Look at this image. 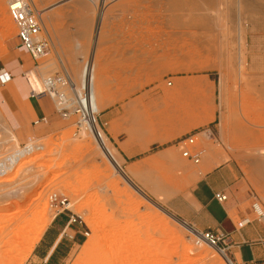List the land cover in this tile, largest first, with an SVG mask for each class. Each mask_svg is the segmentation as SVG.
<instances>
[{
    "label": "rangeland",
    "instance_id": "obj_1",
    "mask_svg": "<svg viewBox=\"0 0 264 264\" xmlns=\"http://www.w3.org/2000/svg\"><path fill=\"white\" fill-rule=\"evenodd\" d=\"M34 1L52 52L28 59L26 80L67 70L114 162L79 114L61 130L28 136L13 128L0 97V160L17 156L0 176V264H35V245L56 217L52 193L84 221L78 240L63 245L68 264H237L223 245L198 243L183 217L204 165L226 161L264 212V0ZM19 43L0 0V60ZM197 110L198 120H184ZM171 119L169 133L153 140ZM191 133L206 150L200 164L177 146ZM32 143L45 146L19 157ZM66 220L63 213L59 224Z\"/></svg>",
    "mask_w": 264,
    "mask_h": 264
},
{
    "label": "crops",
    "instance_id": "obj_2",
    "mask_svg": "<svg viewBox=\"0 0 264 264\" xmlns=\"http://www.w3.org/2000/svg\"><path fill=\"white\" fill-rule=\"evenodd\" d=\"M20 47L23 46L19 43L0 60V76H11L6 83L0 79V97L11 125L28 136L39 130L63 129L68 121L61 117L51 97L33 94L25 76L30 66L28 59L37 61ZM204 171L192 187L188 215L183 218L198 232L227 233L229 250L237 264H264V221L258 220L237 168L226 161L214 167L206 164ZM219 193L226 195L227 200L218 201ZM62 215L56 216L43 231L32 263L48 258L51 264H68L63 245L67 240L75 243L81 230L78 224L68 222L67 214L66 222L59 224Z\"/></svg>",
    "mask_w": 264,
    "mask_h": 264
},
{
    "label": "built area",
    "instance_id": "obj_3",
    "mask_svg": "<svg viewBox=\"0 0 264 264\" xmlns=\"http://www.w3.org/2000/svg\"><path fill=\"white\" fill-rule=\"evenodd\" d=\"M8 6V11L11 19L17 29V37L20 44L27 49L32 58L37 62L47 57L52 52V39L48 34L43 12L38 8L34 0H5ZM0 79L6 83L11 80L9 74L0 76ZM29 80V79H28ZM72 77L67 70L57 73L55 75L45 78L44 91L38 93L33 91L34 95L49 94L57 105V110L63 118H69L73 114L85 116L83 108L77 103V99L70 96L67 88L72 90ZM73 92V90H72ZM75 95V93H74ZM76 96V95H75ZM198 133L189 134L184 139L177 142V146L182 152V156L194 164H200L206 154L203 147H196V138ZM216 198L222 202L227 200L224 194H217ZM50 207L56 212V216L63 213L68 215V222L78 225H83V219L71 211V203L67 197L61 196L57 193H52L49 196ZM257 218L264 221V212L260 209L258 204L253 205ZM246 221V220H244ZM85 235H89L86 232ZM202 236L214 243L217 247L223 245L225 250L230 249L228 244L229 235L225 232H202ZM201 243L200 240L197 241ZM38 264H51L48 258L43 259Z\"/></svg>",
    "mask_w": 264,
    "mask_h": 264
},
{
    "label": "bare ground",
    "instance_id": "obj_4",
    "mask_svg": "<svg viewBox=\"0 0 264 264\" xmlns=\"http://www.w3.org/2000/svg\"><path fill=\"white\" fill-rule=\"evenodd\" d=\"M45 28H46V26H45ZM46 30H47V28H46ZM47 32H48V34H50L49 33V31L47 30ZM54 44V43H53ZM54 46V45H53ZM55 48H58V47H55ZM57 53V57H58V63H59V65L64 69L65 67H66V64H65V60L63 59V57L62 56H64V55H60L59 53H58V51H57V49L55 50ZM57 62V61H56ZM66 69V68H65ZM31 73V72H30ZM29 73V74H30ZM82 79V78H81ZM84 80V79H83ZM29 81L31 82V86H32V89H33V91H36V92H38V93H42L43 91H44V81H45V78H44V80H43V82H40L39 80H38V78L35 76V75H32V77H30L29 78ZM74 81V80H73ZM73 81H72V90H73V92L75 93V95H76V99H77V103L78 104H80L81 105V107L83 108V111H84V114H85V116L84 117H82L81 118V120H80V122H79V125H80V127H82V128H85V125H87V124H89L90 125V127H91V129L93 130V132L96 134V136H97V138L100 140L99 142H100V144H101V146H102V148H103V150H104V153H105V155H106V157H108L110 160H112L113 161V156H112V153L107 149V147H106V145L101 141V135L99 134V132L97 131V129H96V125H95V116L93 117L90 113H89V111L87 110V108H86V106H85V104H84V102H83V99H82V97L80 96V94L76 91V87L77 86H75V85H77L76 84V81H74L75 83H73ZM85 84V83H84ZM35 85V86H34ZM36 87V88H35ZM81 93V92H80ZM84 96V95H83ZM84 98V97H83ZM89 100V99H88ZM84 101H85V98H84ZM198 101V100H197ZM90 103H92V102H90ZM88 105V104H87ZM90 105H92V104H90ZM175 105L177 106V105H179V104H174V105H171V107H175ZM180 105H181V103H180ZM201 110H197V112L195 113V114H188L187 116H186V118L184 119V120H198L200 117H201ZM182 121V120H181ZM175 122H177L176 120H174V119H171V122L168 124V125H166V127H163L162 129H157V131L155 132L156 133V135H155V137H153V140H162L163 139V137L165 136V135H167L168 133H169V131L171 130V127L175 124ZM155 123V122H154ZM164 125V124H163ZM6 125L0 120V128H4ZM7 127V126H6ZM7 129V128H6ZM99 136H100V138H99ZM55 143L56 142H54L53 140H48L47 142H46V146L45 145H36L35 143L33 144H30L28 147H25V148H23V149H21L20 151H18L17 153L19 154V157H23V156H26L27 154H29V153H31L32 151H35V150H38V149H42V148H44V146L45 147H51V146H54L55 145ZM9 149V148H8ZM5 151V150H4ZM7 151V150H6ZM9 151H11V150H9ZM16 155V153L12 150L11 151V153L9 154V156L6 158V159H4V160H0V176H5L10 170H12L13 168H14V166L16 165V163H17V156H15ZM114 162V161H113ZM116 164V163H115ZM25 166V163H23V164H21L20 165V168L22 169L23 167ZM31 167H32V165H30ZM136 189H137V187H136ZM150 198H148V200H149ZM150 201H151V199H150ZM260 207V206H259ZM261 209V208H260ZM28 222V221H27ZM25 223V224H23V229H27L28 227H30L32 224L30 223V222H28V223ZM183 224H185V223H183ZM105 230H108V229H110V227L109 228H104ZM194 234L195 235H197L198 237V240H200L201 242H204V241H207L208 242V240H206L203 236H202V233L200 232H196V231H194ZM208 254L209 253H211V252H207ZM221 260V259H220ZM111 262V261H110ZM226 262H228V264H232V262L231 263H229V261H226ZM221 263H223V261H221ZM115 264V263H114Z\"/></svg>",
    "mask_w": 264,
    "mask_h": 264
},
{
    "label": "water",
    "instance_id": "obj_5",
    "mask_svg": "<svg viewBox=\"0 0 264 264\" xmlns=\"http://www.w3.org/2000/svg\"><path fill=\"white\" fill-rule=\"evenodd\" d=\"M120 170L123 172V177L133 186V187H137L132 181H131V179L124 173V171L120 168ZM137 190L139 191V192H141L146 198H149V197H147V195H145V193L143 192V191H141L138 187H137ZM150 200V199H149ZM227 261H229L228 259H227ZM229 263H231L230 261H229Z\"/></svg>",
    "mask_w": 264,
    "mask_h": 264
}]
</instances>
